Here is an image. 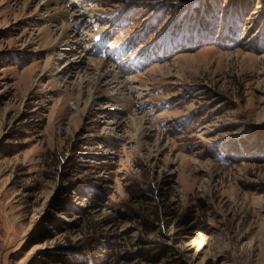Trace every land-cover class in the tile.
<instances>
[{
	"label": "rangeland",
	"instance_id": "rangeland-1",
	"mask_svg": "<svg viewBox=\"0 0 264 264\" xmlns=\"http://www.w3.org/2000/svg\"><path fill=\"white\" fill-rule=\"evenodd\" d=\"M0 264H264V0H0Z\"/></svg>",
	"mask_w": 264,
	"mask_h": 264
},
{
	"label": "bare ground",
	"instance_id": "bare-ground-1",
	"mask_svg": "<svg viewBox=\"0 0 264 264\" xmlns=\"http://www.w3.org/2000/svg\"><path fill=\"white\" fill-rule=\"evenodd\" d=\"M59 2V1H58ZM63 14L61 13V15L60 16H58L57 17V19L56 20H58V21H60L61 19H63ZM53 21V20H52ZM61 28V36L62 35H65L66 36V34L65 33H70L71 34V36H73L74 37V35H75V30H74V27L73 26H71V25H66V24H64L62 27H60ZM75 32V33H74ZM77 41V40H76ZM78 43V42H77ZM84 50V49H83ZM82 50V51H83ZM82 58V57H81ZM80 59V58H79ZM94 61V60H93ZM96 64H97V68H98V70L100 71V70H102L103 68H105V63L101 60V61H96ZM116 76V75H115ZM116 78V77H115Z\"/></svg>",
	"mask_w": 264,
	"mask_h": 264
}]
</instances>
